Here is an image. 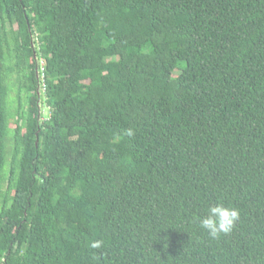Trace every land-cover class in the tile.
Returning <instances> with one entry per match:
<instances>
[{"label":"trees","instance_id":"trees-1","mask_svg":"<svg viewBox=\"0 0 264 264\" xmlns=\"http://www.w3.org/2000/svg\"><path fill=\"white\" fill-rule=\"evenodd\" d=\"M0 264H264V0H0Z\"/></svg>","mask_w":264,"mask_h":264},{"label":"clouds","instance_id":"clouds-1","mask_svg":"<svg viewBox=\"0 0 264 264\" xmlns=\"http://www.w3.org/2000/svg\"><path fill=\"white\" fill-rule=\"evenodd\" d=\"M124 135L132 137L135 133L133 129L129 128L124 130ZM239 220L240 210L222 201L210 204L203 216L196 217L199 229L206 232L212 239H219L232 233ZM102 243L100 240L94 241L91 247L100 248Z\"/></svg>","mask_w":264,"mask_h":264},{"label":"rangeland","instance_id":"rangeland-1","mask_svg":"<svg viewBox=\"0 0 264 264\" xmlns=\"http://www.w3.org/2000/svg\"><path fill=\"white\" fill-rule=\"evenodd\" d=\"M37 70L39 69V61H37ZM13 81V80H12ZM13 82H11V88L9 91V95H8V110L9 113L11 115L10 119H9V129L10 132L8 134V139H7V148H8V153L10 154L12 152V136H13V131L16 128V116H15V107L17 105V91L14 87ZM42 100H39L38 104H39V108L40 111L43 115V117H46L48 115V109L44 107V103L41 102ZM8 160H10V156H8Z\"/></svg>","mask_w":264,"mask_h":264}]
</instances>
